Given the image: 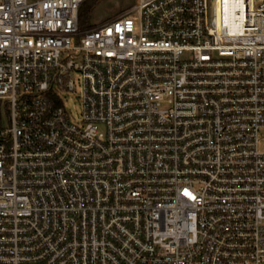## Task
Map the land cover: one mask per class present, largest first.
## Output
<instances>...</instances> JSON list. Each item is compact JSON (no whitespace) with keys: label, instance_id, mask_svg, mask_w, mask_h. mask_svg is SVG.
Masks as SVG:
<instances>
[{"label":"built area","instance_id":"1","mask_svg":"<svg viewBox=\"0 0 264 264\" xmlns=\"http://www.w3.org/2000/svg\"><path fill=\"white\" fill-rule=\"evenodd\" d=\"M83 1L0 0V264H264V0Z\"/></svg>","mask_w":264,"mask_h":264},{"label":"rangeland","instance_id":"2","mask_svg":"<svg viewBox=\"0 0 264 264\" xmlns=\"http://www.w3.org/2000/svg\"><path fill=\"white\" fill-rule=\"evenodd\" d=\"M132 0H97L94 8L89 14V22L96 26L102 24L123 12L130 6ZM76 93L69 94L65 99V105L69 108L77 109L79 101L75 97Z\"/></svg>","mask_w":264,"mask_h":264},{"label":"trees","instance_id":"3","mask_svg":"<svg viewBox=\"0 0 264 264\" xmlns=\"http://www.w3.org/2000/svg\"><path fill=\"white\" fill-rule=\"evenodd\" d=\"M97 0H84L79 9V21L82 28L96 26L93 22H89V14L94 8Z\"/></svg>","mask_w":264,"mask_h":264}]
</instances>
